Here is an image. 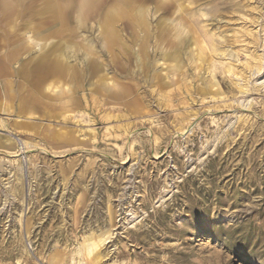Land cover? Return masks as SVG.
Instances as JSON below:
<instances>
[{"label":"rangeland","instance_id":"obj_1","mask_svg":"<svg viewBox=\"0 0 264 264\" xmlns=\"http://www.w3.org/2000/svg\"><path fill=\"white\" fill-rule=\"evenodd\" d=\"M91 1L0 0V264H264V0Z\"/></svg>","mask_w":264,"mask_h":264},{"label":"bare ground","instance_id":"obj_2","mask_svg":"<svg viewBox=\"0 0 264 264\" xmlns=\"http://www.w3.org/2000/svg\"><path fill=\"white\" fill-rule=\"evenodd\" d=\"M65 1V2H64ZM91 1V0H90ZM90 1H88V0H83V4H82V9H81V12H82V14L84 15L85 14V4L87 5L88 3L90 4L91 2ZM67 2H68V0H43V3H41L40 5L42 6V8L39 10V12H40V15L41 14H49L51 17H50V20L52 21V23L54 24L55 22L57 23V24H59L60 26L64 23L63 22V17H65L66 15H68V12H69V10H68V6H66L67 5ZM124 4V3H123ZM133 4V3H132ZM3 5H8V3H4ZM135 5H137V4H135ZM126 6H129V5H126ZM137 6H139V5H137ZM39 7V6H38ZM91 7H93V5H91ZM124 9V8H123ZM128 9H129V11L130 12H134L133 10L135 9H133L132 7H127V9H124V10H121L118 6L117 7H114L106 16H105V19H104V21H102L101 22V29H102V32H103V34L104 35H106L108 38H109V40H111L112 42H116V37H113L112 35H113V33H112V26H113V24H114V22H116V21H118V20H120V18H122V16H123V14L125 13L124 11L126 10V11H128ZM131 9V10H130ZM137 9V8H136ZM144 9V8H143ZM35 12V11H34ZM148 13V12H147ZM146 13V14H147ZM150 14V13H149ZM135 15H136V18H137V16H139V17H141L142 15H143V13H142V9L141 8H139L138 10H136V13H135ZM135 17V16H134ZM133 17V18H134ZM8 19V18H7ZM124 19V18H123ZM5 20V19H4ZM107 20V21H106ZM2 21V20H1ZM7 21H9V20H7ZM110 21L112 22V23H110ZM21 22V21H20ZM251 22V21H250ZM35 23H37V22H35ZM26 24H28V23H26ZM30 26V25H29ZM141 26V25H140ZM35 28V27H34ZM40 28V27H39ZM117 29V28H116ZM10 30H11V28H10ZM14 30V29H13ZM245 31V30H244ZM11 33H14V32H11ZM6 34V33H5ZM51 34V33H50ZM49 34V35H50ZM13 35V34H12ZM17 35V34H16ZM244 37V36H243ZM15 38H17V37H15ZM259 39V38H258ZM28 45L30 46V47H32V48H39V47H42L41 45H42V41L40 40V39H38L37 37H29V39H28ZM46 42V41H45ZM245 42V41H244ZM43 43H44V41H43ZM53 44V43H52ZM146 44V43H145ZM27 45V46H28ZM54 45V44H53ZM19 46V45H18ZM146 47V46H145ZM146 50V49H145ZM147 51V50H146ZM29 53V52H28ZM253 54V53H252ZM21 55V54H20ZM51 55V54H50ZM23 56V55H22ZM35 56V55H34ZM251 56V55H250ZM73 57V56H72ZM25 58V57H24ZM41 58V57H40ZM37 59V58H36ZM35 59V60H36ZM39 59V58H38ZM257 59H258V57H257ZM62 60V59H61ZM64 60V59H63ZM256 60V59H255ZM38 61V60H37ZM36 61V62H37ZM64 63V62H63ZM62 63V64H63ZM34 64V63H33ZM53 66V65H52ZM66 66H67V63H66ZM254 66V65H253ZM31 68V67H30ZM49 69H50V67H49ZM51 70V69H50ZM23 71V70H22ZM40 71V70H39ZM46 71H47V69H46ZM67 71H69V70H67ZM253 71V70H252ZM30 72V71H29ZM38 72V71H37ZM36 72V73H37ZM248 72V71H247ZM51 73V72H50ZM53 73V72H52ZM69 73V72H68ZM39 74V73H38ZM54 75V74H53ZM35 76H38L37 74L35 75ZM38 78V77H37ZM55 78V77H54ZM45 79H46V77H45ZM53 79V78H52ZM155 79V78H154ZM51 81V80H50ZM70 82V81H69ZM72 82V81H71ZM72 84V83H71ZM73 85V84H72ZM240 87V86H239ZM244 88V87H243ZM184 89V88H183ZM73 90V89H72ZM43 91V90H42ZM75 94V93H74ZM73 94V95H74ZM38 95V94H37ZM57 96V95H56ZM41 97V96H40ZM48 97V96H47ZM35 100V99H34ZM46 100V99H45ZM52 100V99H51ZM38 101V100H37ZM53 102V101H52ZM45 106V105H44ZM83 106V105H82ZM8 111V108H6L5 109V112H7ZM46 111V110H45ZM44 112V111H43ZM48 112V111H47ZM46 112V113H47ZM51 113V112H50ZM49 113V114H50ZM43 114V113H42ZM51 115H52V113H51ZM59 115V114H58ZM46 116H48V115H46ZM45 116V117H46ZM43 117V116H42ZM24 118V117H23ZM59 118V117H58ZM57 118V119H58ZM65 118V117H64ZM46 119V118H45ZM49 119V118H48ZM68 119V118H67ZM70 119V118H69ZM25 120V119H24ZM55 121V120H54ZM61 123V122H60ZM174 123V122H173ZM61 125V124H60ZM1 126V125H0ZM68 126V125H67ZM25 145H28V143H25ZM104 233V232H103ZM107 236V235H106ZM96 239H97V237H96ZM107 239V237H105V235L103 236V237H100V239H99V241H96V242H94L93 243V245H94V247H99L104 241H107L106 240ZM90 247V246H89ZM90 249V248H89ZM85 250V249H84ZM85 253V252H84ZM92 257V256H91ZM54 264V263H53Z\"/></svg>","mask_w":264,"mask_h":264},{"label":"crops","instance_id":"obj_3","mask_svg":"<svg viewBox=\"0 0 264 264\" xmlns=\"http://www.w3.org/2000/svg\"><path fill=\"white\" fill-rule=\"evenodd\" d=\"M12 91H10V93H11ZM12 94V96H14V94H13V92L11 93ZM6 108H8V111H7V113H9V110L11 109V106L10 105H7L6 107H2V105L0 104V109L3 111V112H5V109ZM25 110V109H24ZM23 112H25V111H23ZM24 116H28V114H21V115H19V117H21V119H22V121L25 119V118H23ZM26 120V119H25ZM22 121H15V122H13L12 123V126H13V128H24L25 127V125L24 124H22L23 122ZM32 128L31 126H27V128Z\"/></svg>","mask_w":264,"mask_h":264}]
</instances>
